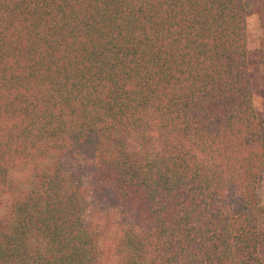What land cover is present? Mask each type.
<instances>
[{
    "label": "trees",
    "instance_id": "obj_1",
    "mask_svg": "<svg viewBox=\"0 0 264 264\" xmlns=\"http://www.w3.org/2000/svg\"><path fill=\"white\" fill-rule=\"evenodd\" d=\"M247 53L244 0H0V264H264Z\"/></svg>",
    "mask_w": 264,
    "mask_h": 264
},
{
    "label": "rangeland",
    "instance_id": "obj_2",
    "mask_svg": "<svg viewBox=\"0 0 264 264\" xmlns=\"http://www.w3.org/2000/svg\"><path fill=\"white\" fill-rule=\"evenodd\" d=\"M245 5V19H246V40H247V71L250 81V88L252 93V100L256 115L264 120V94L261 89L260 75L261 67L257 61V51L259 42L264 37V30L259 26L257 16L251 9L248 0H244ZM260 198V205L264 209V175L263 184L258 192ZM258 228L264 232V212L258 219ZM264 262V244L259 251Z\"/></svg>",
    "mask_w": 264,
    "mask_h": 264
},
{
    "label": "clouds",
    "instance_id": "obj_3",
    "mask_svg": "<svg viewBox=\"0 0 264 264\" xmlns=\"http://www.w3.org/2000/svg\"><path fill=\"white\" fill-rule=\"evenodd\" d=\"M6 215H8L2 205H0V220L5 219ZM95 226L99 229H103V221L97 220L94 222ZM115 231V230H114ZM110 236L112 235L111 233L109 234ZM120 238H122V233L120 234ZM99 249L104 252H108L111 250V260L110 264H121V261L125 259L126 253L124 255H116L115 253V247L114 245L109 242V243H104L103 241L99 245ZM101 264H104V261H101Z\"/></svg>",
    "mask_w": 264,
    "mask_h": 264
}]
</instances>
